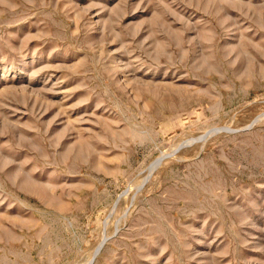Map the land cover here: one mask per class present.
<instances>
[{
  "label": "rangeland",
  "instance_id": "rangeland-1",
  "mask_svg": "<svg viewBox=\"0 0 264 264\" xmlns=\"http://www.w3.org/2000/svg\"><path fill=\"white\" fill-rule=\"evenodd\" d=\"M0 264H264V0H0Z\"/></svg>",
  "mask_w": 264,
  "mask_h": 264
},
{
  "label": "water",
  "instance_id": "water-1",
  "mask_svg": "<svg viewBox=\"0 0 264 264\" xmlns=\"http://www.w3.org/2000/svg\"><path fill=\"white\" fill-rule=\"evenodd\" d=\"M160 159H161V158H160ZM160 159H159V160H160Z\"/></svg>",
  "mask_w": 264,
  "mask_h": 264
}]
</instances>
